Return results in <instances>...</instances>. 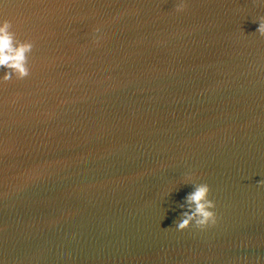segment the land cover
Returning <instances> with one entry per match:
<instances>
[{"label": "water", "instance_id": "95a60500", "mask_svg": "<svg viewBox=\"0 0 264 264\" xmlns=\"http://www.w3.org/2000/svg\"><path fill=\"white\" fill-rule=\"evenodd\" d=\"M0 14L33 44L29 74L0 86V264H264V5L0 0ZM199 182L217 222L177 230Z\"/></svg>", "mask_w": 264, "mask_h": 264}, {"label": "clouds", "instance_id": "9594fccd", "mask_svg": "<svg viewBox=\"0 0 264 264\" xmlns=\"http://www.w3.org/2000/svg\"><path fill=\"white\" fill-rule=\"evenodd\" d=\"M260 5H264V0H256ZM188 6V0H174V9L177 12L184 11ZM12 21L5 15L0 14V68L4 71L0 74V86L6 85L12 80L13 75L17 80L26 77L30 68L26 53L31 52L33 44L31 40H25L13 44L10 29ZM256 32L264 35V16L257 19ZM195 175L187 172L182 182H191V177ZM264 183V181H257ZM172 190L170 189L169 192ZM168 192V193H169ZM209 185L204 182L194 183L191 190L182 197L178 207L181 209L179 219L175 222L177 230H183L190 226L204 229L217 222L215 202L209 198Z\"/></svg>", "mask_w": 264, "mask_h": 264}]
</instances>
